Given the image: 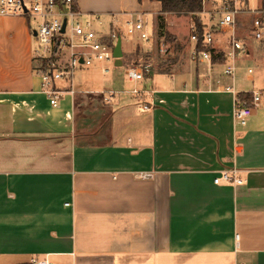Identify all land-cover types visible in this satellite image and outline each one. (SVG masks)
<instances>
[{
    "label": "crops",
    "instance_id": "1",
    "mask_svg": "<svg viewBox=\"0 0 264 264\" xmlns=\"http://www.w3.org/2000/svg\"><path fill=\"white\" fill-rule=\"evenodd\" d=\"M250 6L264 10L263 0ZM76 9L106 16L110 27L114 17L155 18L162 7L77 0ZM258 17L238 18L247 52L235 81L224 74L229 33H217L210 63L196 64L190 28L184 61H163L118 90L96 78L102 64L84 68L58 107L35 73L30 24L0 17V264H264V61L251 64L264 52L252 32ZM151 35L148 50L140 39L123 48L122 67L140 65L131 60L142 52L169 51L164 38L155 50L157 25ZM232 85L251 99L261 93L246 126L222 91ZM234 167L243 185L214 183Z\"/></svg>",
    "mask_w": 264,
    "mask_h": 264
},
{
    "label": "built area",
    "instance_id": "2",
    "mask_svg": "<svg viewBox=\"0 0 264 264\" xmlns=\"http://www.w3.org/2000/svg\"><path fill=\"white\" fill-rule=\"evenodd\" d=\"M254 1L258 0H223L219 11L205 12L210 23L203 25V36H200L195 23L191 26V40L195 44L191 60L196 64L210 63L217 33H229L230 49L226 55L224 74L235 81L239 70V55L247 52V47L237 31L238 18L246 13L259 15L253 23L252 32L255 40L264 41V10L252 8L250 5ZM76 4L77 0H0V17L31 16L40 20L38 29L34 30L37 40L33 51L34 70L42 80V92L50 99L53 107L59 106L60 100L68 91L75 95L74 81L79 71L97 64L115 62V48L119 40L123 42L124 32L131 37L137 36L144 43H150L153 38L143 13L132 15L123 22L114 17L109 31L104 33L95 26V21L102 24L101 17L88 15L85 22L80 21L84 14L76 9ZM65 21L67 25L63 32ZM161 52L164 55L168 53L167 49H161ZM153 71L152 62H142L128 69L127 78L132 83H138L149 78ZM109 72V69H104L105 74ZM249 73L252 74L253 70L249 69ZM62 82L70 84V89H60L59 84ZM222 91L234 95V118L238 125L246 126L249 117L261 104V93H254L252 99L246 101L241 98L234 85L223 87ZM132 93L138 94L139 91L134 90ZM112 95L109 93L110 97ZM106 101L109 102V98ZM151 110L152 106L149 105L141 108L144 113ZM214 183L240 186L244 184V180L239 169L234 167L221 171ZM31 264L53 263L34 259Z\"/></svg>",
    "mask_w": 264,
    "mask_h": 264
},
{
    "label": "rangeland",
    "instance_id": "3",
    "mask_svg": "<svg viewBox=\"0 0 264 264\" xmlns=\"http://www.w3.org/2000/svg\"><path fill=\"white\" fill-rule=\"evenodd\" d=\"M151 2H159L158 0H150ZM222 0H204V8L201 14H197V18L198 19H203L202 16L203 14L205 15L207 11H210L214 6L219 5V3ZM256 1H254L253 3H255ZM160 3V2H159ZM161 7L162 4L160 3ZM207 9V11H206ZM217 12V11H215ZM215 12H211V13H215ZM210 13V12H207ZM247 14V13H246ZM88 15L89 14H84L81 18L80 21L85 22L88 19ZM161 15V12H156L155 13V18L153 15H147V17L145 16V19L148 22V29L150 34H153L155 27L157 25V41L155 43V50L158 48H160V46L162 45L163 41L161 38H159L158 33H159V16ZM245 15V14H244ZM96 16V15H94ZM165 20H166V25H167V32L171 35V39L170 42L165 41V44H169L168 46L170 47L168 53L166 55H164L162 52L159 53L158 56H154L151 54H143L144 52L141 53V55L138 58H134L133 60H131V66H134L136 62H146V60H150V62H152L154 64V68L161 65L162 67V63L163 61H169L172 59H177L178 61H184L185 59H187V56L185 55V48L188 47L189 44V33H190V28L191 25L194 24V20H193V16L192 15H179L178 13H170V14H165ZM22 19L28 21V23L30 24L31 27V33L33 35V46L32 49L34 51V49L37 46V40L34 36V30L38 29L39 25H40V20L35 18V17H21ZM101 22L102 24H100L98 21H95L96 23V28L99 31H102L104 33L109 31V26L107 24L108 22V18L106 16H103L101 18ZM3 28V27H2ZM1 32V31H0ZM4 33V32H3ZM139 39L137 36L131 37L128 36V34L126 32L123 33V48L124 51L125 49L127 50L128 48H133L134 46V42ZM151 43H144V48H146V50L149 49ZM143 47H139V49H141V51L144 50ZM154 50V51H155ZM175 50V51H173ZM145 51V50H144ZM161 51V50H160ZM171 51V52H170ZM174 54V55H173ZM141 57V58H140ZM167 59V60H166ZM260 60L264 61V52H263V56H261L260 58H257V61H253L251 62V64L254 66V68H259L260 65ZM165 63V62H164ZM98 65V64H97ZM101 65V64H99ZM103 67L105 69H109L110 73L109 74H104L102 75L101 71H98V74L96 75V78L99 80V82L101 81H105V83H107V87L108 88H112L114 90H118V88L121 87V83L125 82V85H127L128 83V78H127V67H116L115 66V62H108V63H104L102 64ZM96 66V65H95ZM160 67V66H159ZM156 70H154L152 72V74L155 72ZM106 75V76H105ZM82 76L83 73L81 71H79L76 75H75V84L76 83H80L82 80ZM117 80V81H116ZM65 83V82H63ZM99 86V85H98ZM126 87H124L125 89ZM123 89V90H124ZM114 93H118V91H113ZM88 100V102L93 101L90 97L86 98Z\"/></svg>",
    "mask_w": 264,
    "mask_h": 264
},
{
    "label": "trees",
    "instance_id": "4",
    "mask_svg": "<svg viewBox=\"0 0 264 264\" xmlns=\"http://www.w3.org/2000/svg\"><path fill=\"white\" fill-rule=\"evenodd\" d=\"M162 4L161 15L159 16V33L158 36L165 41L170 42L171 35L167 32V25L165 20V14H185L192 15L194 23L197 25L200 32V36H203V22L202 19L197 18V14H201L204 8V0H187L185 2L181 0H158ZM140 3L143 0H139ZM241 98L246 101L251 100L250 95H242Z\"/></svg>",
    "mask_w": 264,
    "mask_h": 264
},
{
    "label": "water",
    "instance_id": "5",
    "mask_svg": "<svg viewBox=\"0 0 264 264\" xmlns=\"http://www.w3.org/2000/svg\"><path fill=\"white\" fill-rule=\"evenodd\" d=\"M183 2L187 1V0H181ZM66 25H67V21H65L64 23V30L63 32H65L66 29ZM34 35H36V32H34ZM123 57H124V53H123V43L122 40H119L116 48H115V52H114V58H115V66L116 67H122L123 66Z\"/></svg>",
    "mask_w": 264,
    "mask_h": 264
}]
</instances>
